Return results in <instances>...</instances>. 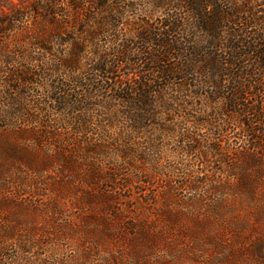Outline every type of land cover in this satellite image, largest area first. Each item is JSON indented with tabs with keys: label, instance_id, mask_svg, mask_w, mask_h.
<instances>
[{
	"label": "trees",
	"instance_id": "trees-1",
	"mask_svg": "<svg viewBox=\"0 0 264 264\" xmlns=\"http://www.w3.org/2000/svg\"><path fill=\"white\" fill-rule=\"evenodd\" d=\"M6 6L0 7V209L13 202L26 214L0 217V264H76L75 252L68 255L63 245L74 227L58 218V232H45L41 208L10 197L11 185L28 180L12 170L14 163L22 172L26 166L8 132L49 148V158L28 162L34 174L60 163L51 183L53 214L61 216L70 187L80 203L100 206L107 230L120 221L149 237L146 243H155V222L138 214L145 204L163 202L157 212L175 231L183 216L200 213L209 201L207 209L221 216L227 190L245 202H264V0H12ZM136 11L146 20L132 23ZM212 136L219 141L206 142ZM193 154L205 167L213 162L208 157L217 159L223 167L217 177L189 165ZM229 155L238 161L228 165ZM135 194L145 204L133 210ZM253 212L264 218V206ZM238 225L240 239L244 227L260 229L245 220ZM198 229L207 231V224ZM55 240L63 258L51 249ZM208 246L220 251L229 242L214 232ZM252 249L264 260V241Z\"/></svg>",
	"mask_w": 264,
	"mask_h": 264
},
{
	"label": "rangeland",
	"instance_id": "rangeland-1",
	"mask_svg": "<svg viewBox=\"0 0 264 264\" xmlns=\"http://www.w3.org/2000/svg\"><path fill=\"white\" fill-rule=\"evenodd\" d=\"M11 1L12 0H0V7L8 9L6 5L9 2L11 3ZM14 1L19 2V0ZM132 16V23L135 24H139L147 18L142 11H136ZM103 39H105V37ZM4 136L19 146L23 154V159L25 160L23 164H25L26 167L23 172L21 171L23 168L21 164L18 165L14 163V165H12V170L18 175L23 174V177L28 180V183L25 185L21 184V182H15L11 185L10 197L16 202H26L30 205L34 204L40 207L41 211L38 219L41 224L40 228L45 229V232H58L59 228L56 226L58 218L59 221H66L74 227L75 233L70 236V242H63V245L65 247H70L68 248V255L71 250H73L71 252H75L72 260H74L76 264H264V260L256 256L252 249L259 240L264 241V218H259L255 212H253L255 207L264 206V202H259L260 200L245 202L244 200L236 198L235 195H233V191L227 190V194L222 197L224 203L221 205V216H214L207 209L208 206L213 203V201H209L207 203L208 205H205L206 207L203 208L204 210L200 213H192L183 216L179 225L176 227L177 230L170 231L167 224L163 222L165 217L157 212V210L165 208L164 203L152 202L147 205L144 203L145 200L143 199V195L135 194L131 199V204L135 205L133 210H136V207L140 208V203L143 202L146 212L140 209L138 214L149 221L155 222V226L152 227L154 231L150 234V240H155L154 244L156 245H154L146 243V239L149 237L143 235L136 236L138 231L134 234V232L129 231V229H124L122 227L123 223L120 221L113 222V231L110 229L107 230L105 222L103 221L105 215L100 206L80 203L77 192L74 189H72V193L70 194V187L67 193L68 195L60 202L61 216H57L56 211H54L53 214L52 209L54 208H52V204L57 191L51 183L56 178L55 171L61 168L60 163L56 161L49 167L51 171H42L40 172L42 174L36 175L34 174L35 172L29 168L28 162L34 159L42 162L49 158V148L28 146V143L20 139L14 132H8L4 134ZM231 137L236 139L234 133L231 134ZM218 141V136H212L206 139L208 143ZM238 142L242 141L238 140ZM196 155L197 154H193L187 157L188 164L199 172L204 171L209 174V176H211L210 178H212V176L216 178L218 173L217 170L223 168L217 162V159L208 157V160L211 159L213 162L205 167L201 163L202 160ZM229 156L231 160L228 165H232L238 161L235 155ZM44 175L47 177L46 183L43 181ZM238 183L239 181L236 182V184ZM153 189L156 188H151V190ZM78 190L82 191L81 188ZM191 192L193 191H184L183 194L184 196H190ZM1 195L2 192L0 191V196ZM3 204L5 205V203ZM20 206L21 204H14L13 202L10 206L6 204L5 208L0 209V217H8L14 214V212L26 214L23 210L19 209ZM176 206L178 207L177 204ZM128 216L130 215L128 214ZM134 216H136V214ZM45 220H48L47 223ZM244 220L252 222L255 226L260 224V229L256 230V228L251 229L244 227L242 229L244 236L240 239L237 237V231H239L240 228L238 224ZM202 221L207 224V231L198 229ZM197 230H199L200 233L197 234L194 239L188 237L187 234H189V232ZM214 232L225 235L226 240L229 242V247L217 251L215 247L208 246L210 234ZM163 235L170 238L172 244L171 242L167 243ZM194 241L196 244L192 245ZM63 245L61 242L55 240V243H53L51 247V249H54L56 252L54 255L60 256L61 258L64 257V255H62L63 251H61ZM211 258H213V260ZM209 260H211L210 263H208Z\"/></svg>",
	"mask_w": 264,
	"mask_h": 264
}]
</instances>
